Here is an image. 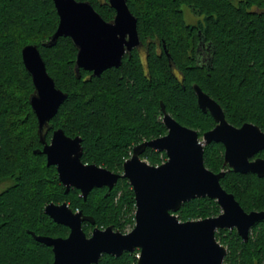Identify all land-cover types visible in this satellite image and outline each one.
Returning <instances> with one entry per match:
<instances>
[{
	"label": "trees",
	"instance_id": "1",
	"mask_svg": "<svg viewBox=\"0 0 264 264\" xmlns=\"http://www.w3.org/2000/svg\"><path fill=\"white\" fill-rule=\"evenodd\" d=\"M85 1L112 20L115 9L108 0ZM126 1L137 19L140 43L124 54L119 66L94 75L77 71L78 48L70 37L44 44L59 21L53 0H0V264L52 263L51 246L27 232L68 235V226L44 212L52 201H67L74 211L93 216L101 228L113 225L125 231L135 222L134 191L126 178L109 191L95 187L84 198L79 189L66 192L56 166L34 151L42 143L23 46H38L47 71L67 94L44 129L45 138L49 141L56 128L79 135L85 163L122 172L135 144L167 132L161 102L202 138L216 122L198 106L194 83L221 105L228 122L237 127L251 122L264 131V0ZM182 5L201 19L187 22ZM161 155L166 153L146 147L141 158L157 165ZM255 156L264 158V148ZM204 162L214 172L225 170L221 185L246 211L264 210V175L224 166V146L215 141L204 146ZM220 211L217 201L206 196L184 202L176 214L185 221ZM82 226L87 235L94 227L89 222ZM215 236L227 247L223 264H264V219L246 241L235 228H218ZM138 252L103 254L99 264H136Z\"/></svg>",
	"mask_w": 264,
	"mask_h": 264
},
{
	"label": "water",
	"instance_id": "2",
	"mask_svg": "<svg viewBox=\"0 0 264 264\" xmlns=\"http://www.w3.org/2000/svg\"><path fill=\"white\" fill-rule=\"evenodd\" d=\"M115 9L112 21L105 20L89 1L53 0L59 21L56 30L44 44L52 45L59 36H68L78 48L76 69L100 75L104 70L122 63L124 54L140 43L137 19L126 0H108ZM165 48V45H164ZM167 55V49L165 48ZM22 60L34 85L30 104L37 117L42 148L47 165H55L59 181L79 189L86 198L95 187L107 186L108 191L119 178L128 180L134 191L135 223L128 232L113 225L101 228L94 217L81 210L74 211L67 201L49 202L44 212L56 223L69 227L66 237L36 234L37 241L51 246V264H99L103 254L122 255L139 249L136 264H223L227 247L216 239L218 228H235L247 240L254 225L264 219V210L246 211L235 196L220 182L225 170L214 172L204 162V146L211 141L224 146V166L241 173L264 175V158L254 155L264 148V131L259 125L245 122L237 127L225 118L221 105L197 83L193 84L198 106L209 111L216 124L198 131L178 122L166 111L163 102L162 121L167 132L143 140L132 147L124 160L122 172L112 171L95 163L82 161L81 137L67 135L62 128L52 132L49 141L44 129L66 97L57 87L46 68L36 44L21 50ZM146 147L165 151L167 159L150 164L141 154ZM210 197L217 201L221 212L215 216L180 220L176 211L194 198ZM94 225L90 235L83 223Z\"/></svg>",
	"mask_w": 264,
	"mask_h": 264
},
{
	"label": "rangeland",
	"instance_id": "3",
	"mask_svg": "<svg viewBox=\"0 0 264 264\" xmlns=\"http://www.w3.org/2000/svg\"><path fill=\"white\" fill-rule=\"evenodd\" d=\"M234 2L236 3L237 0H234ZM182 9H183V11H184V17H185V20H186L187 22H190V23H196L198 20L201 19L200 16H197V15L193 14L188 6H186V5H182ZM164 152H165V151H164ZM131 153H132V152H131ZM131 153H130V155H131ZM160 159H161L160 163L164 162V161L167 159V155H166V156L161 155V156H160ZM144 160H146V159H144ZM146 161H147V160H146ZM147 162H148V161H147ZM160 163H158V164H160ZM3 187H4V185L1 186V188H3ZM220 208H221V207H220ZM220 212H221V211H220ZM134 223H135V222H134ZM133 226H134V225H133ZM133 226H132V225H128V226L126 227V230H125V231H122V232H128V231H130V230L132 229ZM118 229H119V228H118ZM138 250H139V249H138ZM136 255L138 256V255H139V252H138Z\"/></svg>",
	"mask_w": 264,
	"mask_h": 264
},
{
	"label": "flooded vegetation",
	"instance_id": "4",
	"mask_svg": "<svg viewBox=\"0 0 264 264\" xmlns=\"http://www.w3.org/2000/svg\"><path fill=\"white\" fill-rule=\"evenodd\" d=\"M114 16H115V14H114ZM114 16H113V18H112V20L114 19ZM112 20H110V21H112ZM137 47V46H136ZM133 49V48H132ZM128 52V51H127ZM141 58L142 59H144V51H141ZM254 157H256L255 155H254ZM260 223V222H259ZM258 224V223H257ZM93 229V228H92ZM252 230V229H251ZM91 233V232H90ZM90 235V234H89Z\"/></svg>",
	"mask_w": 264,
	"mask_h": 264
}]
</instances>
